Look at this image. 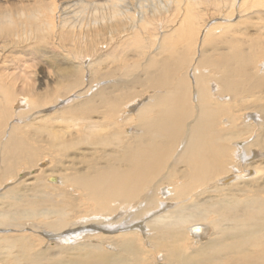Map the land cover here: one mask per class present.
Listing matches in <instances>:
<instances>
[{"label":"bare ground","instance_id":"bare-ground-1","mask_svg":"<svg viewBox=\"0 0 264 264\" xmlns=\"http://www.w3.org/2000/svg\"><path fill=\"white\" fill-rule=\"evenodd\" d=\"M177 1L179 3L181 0ZM220 1L226 3V0ZM228 1L229 7L237 9L239 13H243L248 8L245 4L247 0ZM244 5L247 8H244ZM256 5H260V2L252 3L251 7ZM192 12L185 13L177 23L178 26L159 36L158 52H155L159 53L157 56L162 54L161 56L164 57L159 59V56L154 54L146 59L141 72L146 76L145 81L138 79L135 83L138 86L141 84L140 86L158 90L159 94L154 93L153 98L149 97L140 105H134L133 108H137L134 115L121 117L122 123H119L124 125H121L123 129L125 125L131 123L134 124L132 126L134 128L130 134L119 129L123 136L122 141L116 140L120 143L117 144L119 151L116 148L118 152H113L115 154L107 153L111 159L108 160L104 156L106 161H102V158L90 161L89 158L86 159L88 154L84 155V160L80 162L82 166L76 168V162L66 166L70 174L63 175L61 179L60 175L59 179L52 176V172L46 175L45 181H48V186L54 187L56 186V184L53 186L54 183L58 186L60 184V194L64 197L59 202V206L57 204L58 208L53 209L54 213L53 211L40 213L38 216L35 210L40 205L48 203V199L42 201L37 195L41 192L39 175V178L36 177L35 182L30 185L22 183L28 175H35L34 170H29L28 173L20 172L19 183L14 182L15 186L10 184V188L0 193L1 228L6 230L23 229L25 226L29 228L33 224L32 220L37 218L35 222H38V225L34 224L33 227L44 229V235L51 240L55 239L54 244L58 250L52 254L55 256L61 252L66 255L62 259H55L53 256L49 258L48 250H34L35 246L42 244L41 238L36 240L30 236L0 233V249L18 248L14 256L15 261L26 259L28 262L36 263L39 260L52 259V263L49 264H136L141 259L140 251L136 248L137 243L160 245L157 241L160 243L167 241V247L162 245L164 248L162 258L168 260L166 264H196L195 261H199L200 264L201 260L207 258L211 263L219 264H262L254 260L257 255L253 251L245 252L243 249L253 246L254 241L257 240L255 232L260 229L258 228L260 222L264 221V165L261 164L264 160L257 159L260 154L254 150L257 147L264 148V131L260 135L256 134L255 139L233 144L231 142L240 137L239 133H241L236 129L239 126L234 118L236 115L231 117L226 115L227 118L223 120L221 118H223L222 114L228 111L226 103L232 98L240 97L242 93L247 95L251 88L258 89L264 86L262 77L264 64H261L258 70L254 68L258 65H254L252 59H240L244 53L235 49L238 48L237 43H227L223 48L215 45L210 51L204 49L198 60L194 58L191 60L190 56H187L190 51L194 49L199 51L209 41L226 34L227 24L231 22L230 13L226 14L229 15V18L226 16L228 22L223 20L211 23L206 19L200 21L202 16L198 20L196 14ZM112 13L116 14V9ZM200 23L202 27L204 26L203 31L205 30L201 36L195 29ZM183 48L184 59L179 56ZM177 55L178 57L175 58ZM178 58L182 60L177 61ZM238 59L245 65V70L236 66ZM181 64H187L189 69L186 74L178 75L177 69ZM207 68L214 69L219 74L218 81L210 82L212 75L206 74ZM240 77L243 79L242 83L244 82L243 88H237L239 84H236V80L239 81ZM249 81L252 82L249 84L250 87L244 88ZM211 84L216 91L212 90ZM227 92H232V96L227 95L229 98L225 99L223 95ZM80 93H77L78 96L82 95ZM99 94L103 103L101 104L105 108L109 105L110 111L117 110L118 103L127 96L113 97L104 90ZM251 94L253 93L251 92L247 97H251ZM138 96L139 94L133 95L130 101ZM234 101L238 102V100ZM89 107L95 110L93 104ZM260 109L263 111L264 106ZM116 110L115 114L118 113ZM117 115L116 117L112 115L113 123L118 118ZM72 116L68 115V119ZM261 116L264 119V115ZM18 117L19 120L24 118L23 115ZM253 117V115L249 117L253 121H246L248 125L256 124V119ZM239 121H242V118ZM100 124L98 120L87 121L79 130V136L59 129L54 152H65L82 143L101 146L103 142L95 139L96 132L97 129L101 130L107 126L103 124L104 127L99 128L102 127ZM21 127L10 124L5 134L4 131H0V185L8 179L11 182L21 167H33L41 156H37V149L31 148L32 137L22 134L24 129ZM43 128L46 127L42 124L36 128L35 133L31 132L37 134ZM54 158L53 155L52 160ZM170 159H172L171 164ZM161 173L164 174L159 177ZM172 202H175L173 207ZM68 210L75 213L70 219L66 217ZM18 211L23 215L22 217L18 215ZM42 214L46 217H40ZM147 218L149 219L146 220ZM203 221L209 223L210 227L201 229L196 226L199 222L203 224ZM77 226L85 227L74 231ZM185 231L199 237L200 240L206 235L213 236L206 241L202 240L199 243L197 241L198 244L194 247L189 246L187 253L183 251L185 240L190 239L187 238ZM226 232L232 235L228 234L221 242ZM81 235L85 237L83 241L70 246L71 239H78ZM139 236L145 238L140 239ZM230 238L235 242H231ZM219 242L226 245V250L218 249ZM189 251L193 255L195 252L208 254L193 256ZM223 252L225 253L221 254ZM233 254L236 262L231 261ZM220 257L226 260L219 261ZM6 258H0V264L11 263L6 261ZM177 258L179 260H176Z\"/></svg>","mask_w":264,"mask_h":264},{"label":"rangeland","instance_id":"rangeland-1","mask_svg":"<svg viewBox=\"0 0 264 264\" xmlns=\"http://www.w3.org/2000/svg\"><path fill=\"white\" fill-rule=\"evenodd\" d=\"M248 1L249 3H247ZM258 1L260 5L251 7L252 3ZM258 1L247 0L245 4L248 8L244 5V8L246 7L247 10L243 13H239L237 9L229 7L230 3L228 0L225 1L228 4L220 0H189V2L188 0H181L179 3L177 0H0V131H4L3 134H5L10 124L13 126H22L21 128L24 129V131L23 129L22 131L25 132H22V134H28V136L32 137L30 140L32 145L31 148L38 150L37 156L41 155L39 160L36 161L37 163H35L37 167L35 165L31 168L26 166L21 167L17 171L16 179H12L11 182L8 179L0 185V193L10 188V184L15 186L19 183L18 176L21 175L18 174H20V172L28 173L34 170L33 172L36 171L35 175H28L22 180L23 182L21 180L20 182L30 185L35 182L34 179L36 177L39 178L40 176L41 181H39V189L41 192H38V194H31L39 195L42 201L48 199V203L40 205L35 210H37L38 216L40 213H48L51 211L54 213L53 209L58 208L57 204L59 206V202L64 197L60 194V184L58 186L57 183H52L53 186L56 184L58 187H52V185L48 186V181H45L48 173L52 172V176L58 179L59 175L60 179L63 175L68 176L70 171L66 169V166L76 162V166H74L79 168L82 166L80 162L84 160V155L87 156V154L88 157H86V159L89 158L90 161L96 158H102V161H106L105 157L111 159V153L115 154L113 152L117 151L116 148H118L119 151V145L117 144H120V140H123V136L119 129L123 130L126 134H130L134 128L132 127L134 124L131 123L132 125H125L124 130L122 127L124 125L120 124L122 123L120 120L121 117L134 115L133 113L137 109L133 108L134 105L138 106L149 99V97L153 98L154 93L159 94L158 90L156 91L151 88H146L145 86H140L141 84L138 86V84L135 83L138 79L142 80V82L143 80L145 81L146 76H144L143 73L141 74V72L145 66L146 59L151 55L155 54L157 56V54H159L157 53L159 36L176 27L177 23L188 11H193L192 14H196L195 16H197L198 20L201 18L200 16H202L200 21L206 19V21L211 23L223 20L228 22L226 16L229 18V15L231 19V22L227 24L228 29L226 30L227 33L225 32L226 34L209 41L205 47H202L199 51H197V49L190 51L187 56H190L191 60H193V58L194 60H198L204 49L210 51L215 45H218L215 47L220 46V48H223L227 46L225 45L227 43H237L238 48L235 49L244 53V56H241L240 59H252L254 65H258L254 66V68L256 67L259 70L261 64H264V0ZM113 8L116 9V14L112 13V11H114ZM228 13L230 14L226 15ZM238 13L242 14V16ZM199 26H201V23L198 27ZM198 27L195 29L198 35L201 36L205 31H203L204 26H201V28L199 27V31ZM232 51L233 50H231V52ZM161 55L162 54L157 57L162 59L164 56ZM183 55L184 48L181 49L179 53V56L184 59L185 56ZM177 57L178 55L175 58ZM240 59H238L236 66L245 70L246 67ZM181 60L182 58H178L177 61ZM188 69L187 64H181L177 69V73L178 75L186 74ZM206 74L212 75L210 79L211 83L219 80V74H217L214 69L207 68ZM262 77L264 78V71ZM241 78L242 77L239 78V81L236 80V84H239H237V88H243L242 84L244 85V82L242 83L241 80L243 79ZM234 79H236V77ZM252 82L254 84V80H252ZM252 82H247L248 84L246 83L244 88L247 89L250 87L249 84H252ZM212 85L213 84H211V86ZM190 87H192L191 84ZM260 88H255L256 90L251 88L252 90L250 89L251 91L248 92L249 94L251 92L254 94H251V97H247V95H249L248 93L247 95L242 93L240 95L241 99L240 97H236L237 99L232 98L230 102L228 101V103H226L228 111L222 114V120L227 118L225 117L226 115L230 117L231 115H242L240 118L234 116L236 124L239 125L236 129L241 133H239L240 137L235 139L237 141L233 140L231 143L234 144L251 138L253 139L256 134L259 133L260 135L264 131V119L261 116L264 115V110L261 111L260 109L264 106V86ZM102 90L113 97L127 95L126 98L129 99L128 101L132 99L133 95L139 94L137 98L130 102L124 98L118 103L116 106L118 111L115 109L116 112H118L116 113L118 114V121L117 119H115L117 123L114 121L116 125L113 123L114 118H112L116 115L114 113L115 110L110 111L109 105L105 108V106L102 105L101 98H99V93ZM212 90L216 91V88L212 86ZM79 92H81L82 95L78 96L77 93ZM227 95L231 97L232 92H227V94L223 95L225 99L229 98ZM97 99H100V101ZM234 100H238V102ZM92 104L95 107L94 111L89 107L92 106ZM102 106L104 108H102ZM109 111L110 113H114H112L113 116H107L110 114ZM247 114H249V116H247ZM18 115H23L24 118L19 120ZM68 115L73 116L68 119ZM96 115L98 116L96 117ZM250 115L254 116L253 118L256 119V124L248 125L246 123V121H253L250 120ZM103 116H105V118ZM101 118L102 120H100ZM241 118L242 121H239ZM91 120H98L99 124L102 121L100 124L102 127L100 126L99 128L107 126L101 130L97 129L98 132H96L97 135L99 134V138L96 135L95 139H99L103 142L101 146L100 144H93V146L91 144L82 143L65 152H54L57 146V144L54 143L57 140L59 129H64L74 136H79L81 127H83L87 121L89 122ZM107 123L109 124L106 125ZM42 124L46 128H43L37 134H33L36 128ZM27 131L33 133L29 134ZM101 131H103L102 135H100ZM101 138L103 140H101ZM254 150L260 154V156L256 158H262V160H264V148L257 147L254 148ZM107 153H110V155ZM43 155L45 156L43 157ZM53 155L55 160H52ZM169 163H172V159L169 160ZM261 164L264 165V161ZM50 167L55 170L51 171ZM163 174L164 173H161L159 177ZM14 182L16 184H14ZM72 198L70 200H72ZM62 205L64 206V204ZM171 206H175V202H172ZM67 212V219L75 215V213L72 211L70 212V210ZM18 215L20 217L23 216L19 211ZM43 216L46 217L43 214L40 217ZM37 220V218L33 219V224H31L32 226L30 225L29 228L25 226L23 229L9 228L6 230L0 227V233L13 236H30L32 239L36 240L41 238L43 240V242H41L42 244L35 246L34 250H48L47 256L49 258H51V256L55 259H62L63 256L65 257L66 255H63L61 252L55 256L52 254L54 251L58 250V247H55L54 244L55 239L51 240L44 235V229L39 230L33 227L34 224L38 225V222H35ZM81 225H83L82 222ZM196 226L204 229V227L209 228L210 224L203 221V224L199 222ZM84 227L77 226L73 230L77 231ZM258 228L260 229H257L255 232L257 240L254 241L251 248L248 247L247 249H243V251H253V253L257 255L254 260L264 264L263 220L260 222ZM185 232L187 238L190 239L185 240V248L183 251L187 253L189 246L194 247L199 242H202V240L206 241L209 237L211 238L213 236L206 235L204 239L200 240L199 237L187 233L188 231ZM117 234H119V232H117ZM228 234L229 232H226V235H223L220 241L222 242ZM83 236L84 235L78 236V239H71L70 246H74L79 241H83V238H85ZM258 236H260V238H258ZM139 237L140 239L145 238L144 236ZM197 241L198 243H196ZM230 241L235 242L233 238H230ZM157 242H159L160 245H148L147 243L136 244V248L140 251L139 254L141 257L136 264H166L168 262V260L162 258L164 253L162 245L164 244V246L167 247V241H165V243H160V241ZM221 242H219L218 249L226 250V245ZM33 243L35 244V242ZM60 244L62 245L63 243ZM57 246H59L58 241ZM17 250V247L7 250L0 249V258H6V256H8L7 254H9L6 261H10L12 264L34 263L28 262L26 259H20L18 262L15 261L16 258L14 256L17 254ZM224 253L225 252L221 254ZM202 254L208 253L200 254L195 252L194 255L193 253L190 255L199 256ZM223 257L218 258V260L225 261L226 258L223 259ZM176 260H179V258ZM231 261L236 262L234 254L232 255ZM49 263H52V259L50 261L48 259L44 261L39 260L34 264ZM195 263L198 264L199 261H195ZM200 264L219 263H211L207 258L201 260Z\"/></svg>","mask_w":264,"mask_h":264}]
</instances>
